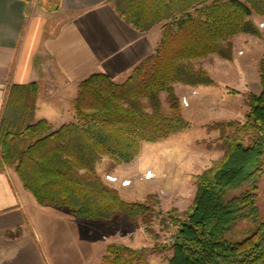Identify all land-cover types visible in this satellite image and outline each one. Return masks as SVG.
Listing matches in <instances>:
<instances>
[{
  "label": "trees",
  "instance_id": "trees-1",
  "mask_svg": "<svg viewBox=\"0 0 264 264\" xmlns=\"http://www.w3.org/2000/svg\"><path fill=\"white\" fill-rule=\"evenodd\" d=\"M108 2L138 31L161 24L157 47L120 83L101 72L82 79L73 100L74 119L57 129L44 118H33L35 83L10 86L0 113V160L41 205L66 208L84 220L125 218L146 224L155 214V201L151 196L145 202L120 198L95 172L99 153L129 161L141 141L155 142L187 128L171 83L212 85L192 60L209 54L230 60L234 34L259 33L247 17L264 15V0ZM259 83L258 94L246 93L243 122L210 124L221 133L217 148L222 154L194 175V196L182 217L170 215L176 230L164 247L171 251L166 264H264V217L256 203L264 177V57ZM162 89L169 114L158 97ZM158 248L109 244L100 264H147L146 255Z\"/></svg>",
  "mask_w": 264,
  "mask_h": 264
},
{
  "label": "crops",
  "instance_id": "crops-1",
  "mask_svg": "<svg viewBox=\"0 0 264 264\" xmlns=\"http://www.w3.org/2000/svg\"><path fill=\"white\" fill-rule=\"evenodd\" d=\"M159 36L125 23L108 0H0V113L10 86L33 82L34 120L59 127L75 116L80 80L101 72L122 82ZM95 229L0 170V264H100Z\"/></svg>",
  "mask_w": 264,
  "mask_h": 264
},
{
  "label": "rangeland",
  "instance_id": "rangeland-1",
  "mask_svg": "<svg viewBox=\"0 0 264 264\" xmlns=\"http://www.w3.org/2000/svg\"><path fill=\"white\" fill-rule=\"evenodd\" d=\"M247 18L259 33L234 34L230 38V60L217 54L192 60L195 70L209 74L214 81L212 85L199 88L171 83L180 113L189 123L187 128L155 142L141 141L137 155L129 161H119L106 151L99 153L94 168L106 186L116 190L118 196L126 201L145 202L149 196L155 201V214L146 224L140 220L135 224L125 218H115L112 222L88 220L95 222L103 255L109 244L135 249L157 244L159 248L146 255L147 264H166L171 251L164 247L170 245L176 230L170 215L182 217L194 196V175L222 154L217 148L222 141L221 133L210 128V124L229 120L243 122L248 111L246 93L258 94L260 91L259 61L264 57V15L252 13ZM160 25L151 28H157L159 35ZM158 97L163 113L169 114L167 91L160 90ZM230 130L229 127L226 129L227 132ZM0 165V170L8 167L1 164V160ZM256 193L258 212L264 217V177L259 180ZM244 226L242 224L240 228Z\"/></svg>",
  "mask_w": 264,
  "mask_h": 264
}]
</instances>
